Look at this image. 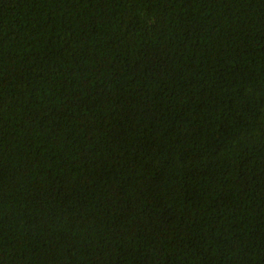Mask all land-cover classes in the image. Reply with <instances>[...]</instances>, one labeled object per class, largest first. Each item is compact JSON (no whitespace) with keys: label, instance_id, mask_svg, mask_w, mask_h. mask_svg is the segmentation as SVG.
Returning <instances> with one entry per match:
<instances>
[{"label":"trees","instance_id":"16d2710c","mask_svg":"<svg viewBox=\"0 0 264 264\" xmlns=\"http://www.w3.org/2000/svg\"><path fill=\"white\" fill-rule=\"evenodd\" d=\"M0 264H264V0H0Z\"/></svg>","mask_w":264,"mask_h":264}]
</instances>
